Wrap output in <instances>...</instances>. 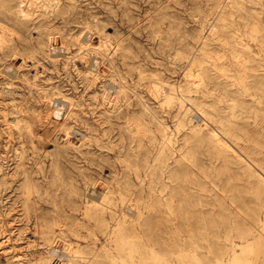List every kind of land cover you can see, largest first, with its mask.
Listing matches in <instances>:
<instances>
[{
    "label": "rangeland",
    "instance_id": "374dc122",
    "mask_svg": "<svg viewBox=\"0 0 264 264\" xmlns=\"http://www.w3.org/2000/svg\"><path fill=\"white\" fill-rule=\"evenodd\" d=\"M34 1L0 0V264H264V0Z\"/></svg>",
    "mask_w": 264,
    "mask_h": 264
},
{
    "label": "bare ground",
    "instance_id": "6f19581e",
    "mask_svg": "<svg viewBox=\"0 0 264 264\" xmlns=\"http://www.w3.org/2000/svg\"><path fill=\"white\" fill-rule=\"evenodd\" d=\"M7 1V0H5ZM20 1V5L18 7V9L15 11L20 17H27L31 14V12L34 11L35 7L37 6V2H35L34 0H28L26 3H24V1L18 0ZM43 6H46L47 8L50 9H55L54 7L56 6V4H54L53 0L49 1V2H44ZM51 39V38H50ZM51 45V44H50ZM47 102V111L45 113L44 118L48 121V123L52 122L55 124H59L60 123V118L57 119L58 116H61L60 113H63L64 116L68 115L67 113V109L69 107V103H67L66 100H58V102L60 103V105L62 106V108H58L57 111L52 109V106L50 105L54 98H52L49 94L47 95V99H45ZM60 112V113H58ZM55 118H54V117ZM67 117V116H65ZM30 118L34 119L36 122H40L43 121V118L40 116H31ZM201 127V126H199ZM210 138L213 140V142L215 143L216 147L221 149L220 153L222 152L223 155H225V157L228 156H234L236 160H238L239 162H242V164L245 165V169L247 171H250L251 173V177H254L256 179H260V175L258 174V172L256 171V165L250 160V159H246V163L242 161V159H240L239 157L236 156L237 151H235L233 148H231L229 145H226L225 141L219 137V133L216 132V130H211L209 132ZM238 155V154H237ZM240 156V155H239ZM261 185L263 186V192H264V181L261 180ZM264 194V193H263ZM262 209L261 212H259V210H253V215H251V221L249 222L250 225H248V227L244 228L245 230H243L242 234H241V239H242V244L241 245H232L231 250L233 251V254L237 253V249L236 246H242V250L244 248V245H250L253 240H257L258 238H260V234H261V223L264 222L263 217L261 218V215H264V195L262 197ZM262 213V214H261ZM35 237V236H34ZM71 247V245H70ZM59 257H67V255H58ZM236 257V256H235ZM66 260V259H63Z\"/></svg>",
    "mask_w": 264,
    "mask_h": 264
}]
</instances>
